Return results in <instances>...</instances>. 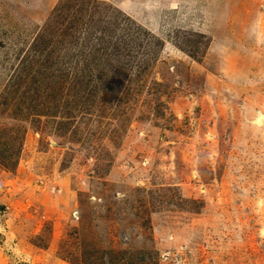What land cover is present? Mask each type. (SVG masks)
Masks as SVG:
<instances>
[{
    "label": "rangeland",
    "instance_id": "rangeland-1",
    "mask_svg": "<svg viewBox=\"0 0 264 264\" xmlns=\"http://www.w3.org/2000/svg\"><path fill=\"white\" fill-rule=\"evenodd\" d=\"M0 264H264V0H0Z\"/></svg>",
    "mask_w": 264,
    "mask_h": 264
},
{
    "label": "trees",
    "instance_id": "trees-1",
    "mask_svg": "<svg viewBox=\"0 0 264 264\" xmlns=\"http://www.w3.org/2000/svg\"><path fill=\"white\" fill-rule=\"evenodd\" d=\"M23 84H26V83H18L17 85H18L19 88H21Z\"/></svg>",
    "mask_w": 264,
    "mask_h": 264
}]
</instances>
